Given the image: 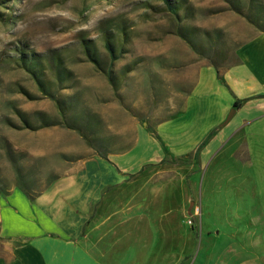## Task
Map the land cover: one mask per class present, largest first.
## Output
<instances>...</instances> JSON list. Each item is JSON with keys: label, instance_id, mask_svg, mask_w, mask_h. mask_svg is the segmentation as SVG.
Here are the masks:
<instances>
[{"label": "rangeland", "instance_id": "rangeland-1", "mask_svg": "<svg viewBox=\"0 0 264 264\" xmlns=\"http://www.w3.org/2000/svg\"><path fill=\"white\" fill-rule=\"evenodd\" d=\"M173 1L181 5L177 15L165 0H0V192L20 185L34 194L79 158L122 153L138 127L166 148L158 125L180 109L197 66L223 72L235 63L234 28L246 21L227 0ZM242 3V13L259 11L263 25L264 0ZM192 154L165 159L181 165L182 176L157 165L143 170L145 193L135 202L143 206L145 194L152 202L146 219L118 234L132 264H157L176 253L192 256L190 264H217L220 257L234 264L236 255L249 254L240 244L253 238L245 228L256 206L247 169L240 173L234 161L235 146L195 181V198L185 177ZM119 198L114 203L128 201Z\"/></svg>", "mask_w": 264, "mask_h": 264}, {"label": "crops", "instance_id": "crops-1", "mask_svg": "<svg viewBox=\"0 0 264 264\" xmlns=\"http://www.w3.org/2000/svg\"><path fill=\"white\" fill-rule=\"evenodd\" d=\"M239 23L234 28L235 63L220 72L225 84L218 80L212 65L194 69V78L181 96L180 109L157 127L165 149L145 128L138 127L134 144L122 153L104 158L93 152L79 158L70 171L34 194L20 185L0 192V264H132L125 259L120 231L128 223L130 229L134 224L139 227L138 223H130L135 219H146L147 203L152 202L146 194L143 206L135 202L145 193L147 177L143 170L157 165L160 170L182 176L183 167L168 161L194 153L186 165L185 177L193 189L190 198H195V181L197 186L218 154L234 146L237 158L233 160L241 167L240 173L247 169L256 209L251 211V223L245 228L254 239L240 244L249 254L236 255L233 262L264 264L258 248V240L262 241L260 229L264 239V31L246 21ZM243 99L248 100L226 121L235 101ZM213 129L196 156V149ZM118 198L128 201H120L123 206L117 201L115 207ZM193 207L195 203L190 202L188 216ZM189 258V254L176 253L157 264H190ZM215 261L228 264L227 257Z\"/></svg>", "mask_w": 264, "mask_h": 264}, {"label": "trees", "instance_id": "trees-1", "mask_svg": "<svg viewBox=\"0 0 264 264\" xmlns=\"http://www.w3.org/2000/svg\"><path fill=\"white\" fill-rule=\"evenodd\" d=\"M227 2L229 3V6H231V8H232V10H234L235 12H237V13H239V14H242L244 17H245V19H246V21L248 22V23H250L252 26H254L256 29H258V30H260V31H264V24L262 25L261 23H260V20H259V17H258V13H260L259 11H258V13H255V11H254V14L252 15V16H250V15H246L245 13H242L243 11H242V9L241 8H243V3H242V0H227ZM165 3H166V5H167V7H168V9L170 10V12L171 13H173L174 15H177V13L179 12V7H181V5H179V4H177V3H175L173 0H165ZM258 6V5H257ZM178 8V9H177ZM258 10H260L261 11V7L260 6H258V7H256ZM183 29L184 28H182V27H180L179 28V32H178V34L183 38L184 36V34L182 33V31H183ZM105 47H106V49L109 51V53H110V55L112 56V59L114 60V57H113V49H112V47H111V44H110V42L107 40V42H106V44H105ZM20 49L18 48L17 49V51H19ZM23 58L20 56L19 57V60H22ZM48 60V59H47ZM215 68H216V72H217V77H218V80L220 81V82H222V84H225V82H224V79H223V76L221 75V73H220V71H219V69H218V67H216V66H214ZM40 74V73H39ZM58 77H60V75H58ZM38 78V77H37ZM111 79H112V77H111ZM38 84L40 85V88H41V86H42V82H41V80H39L38 79ZM43 87V86H42ZM43 90V89H42ZM52 98V97H51ZM53 99V98H52ZM54 100V99H53ZM56 100V99H55ZM248 99H243V100H237V101H235V103H234V105H233V109L234 110H236V109H238L240 106H241V104H242V102H245V101H247ZM56 103H58V101L56 100ZM59 104V103H58ZM66 127H68V128H70V129H74V127H71V126H68L67 124L65 125ZM76 130V129H75ZM80 131V130H79ZM214 131H215V129H213L212 131H210V133L206 136V138L200 143V145L198 146V148L196 149V151H195V155L197 156L198 155V153H199V151L206 145V143L208 142V140L211 138V136L213 135V133H214ZM80 133V135H81V138L84 140V142H86V143H88V144H90V140H89V138L84 134V133H81V132H79ZM102 157V156H101ZM104 157V156H103ZM105 158V157H104ZM23 190H24V192L26 193V195H28V197H31V195H30V193L29 192H27V190L26 189H24L23 188ZM194 229V228H193ZM197 235V234H196Z\"/></svg>", "mask_w": 264, "mask_h": 264}, {"label": "water", "instance_id": "water-1", "mask_svg": "<svg viewBox=\"0 0 264 264\" xmlns=\"http://www.w3.org/2000/svg\"><path fill=\"white\" fill-rule=\"evenodd\" d=\"M232 113H234V109H232L231 113H229V115H228L227 118H226V121H228V120L231 118Z\"/></svg>", "mask_w": 264, "mask_h": 264}]
</instances>
